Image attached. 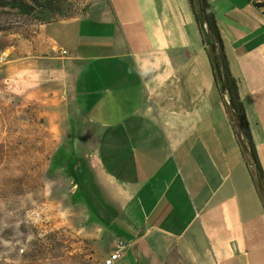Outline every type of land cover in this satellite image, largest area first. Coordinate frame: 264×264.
<instances>
[{
	"label": "crops",
	"instance_id": "0c3cea01",
	"mask_svg": "<svg viewBox=\"0 0 264 264\" xmlns=\"http://www.w3.org/2000/svg\"><path fill=\"white\" fill-rule=\"evenodd\" d=\"M208 2L264 175V7ZM12 35L0 88L46 110L50 169L106 257L264 264V206L189 0H92Z\"/></svg>",
	"mask_w": 264,
	"mask_h": 264
},
{
	"label": "rangeland",
	"instance_id": "374dc122",
	"mask_svg": "<svg viewBox=\"0 0 264 264\" xmlns=\"http://www.w3.org/2000/svg\"><path fill=\"white\" fill-rule=\"evenodd\" d=\"M91 1L38 0L30 15L0 8V45L46 15H81ZM17 90L21 99L13 100L0 88V264H104L110 238L93 236L85 209L69 204L68 174L62 179L50 169L55 126Z\"/></svg>",
	"mask_w": 264,
	"mask_h": 264
},
{
	"label": "trees",
	"instance_id": "16d2710c",
	"mask_svg": "<svg viewBox=\"0 0 264 264\" xmlns=\"http://www.w3.org/2000/svg\"><path fill=\"white\" fill-rule=\"evenodd\" d=\"M189 3L202 33V41L206 46L207 56L216 86L220 92L227 94L229 116L231 118L230 112L235 116V120L231 118L232 123L233 125L237 124L239 132L243 136L244 141L257 164L262 185L264 187V175L258 162L256 150L246 119L245 109L239 97L238 81L229 69L221 32L216 22L213 7L208 0H189ZM255 5L264 7V0L255 2ZM38 6V0H0V8L16 9L19 13L26 15L34 13ZM67 17H61L58 19ZM49 21L52 20L46 15L43 22ZM250 172L254 178L251 170Z\"/></svg>",
	"mask_w": 264,
	"mask_h": 264
},
{
	"label": "water",
	"instance_id": "95a60500",
	"mask_svg": "<svg viewBox=\"0 0 264 264\" xmlns=\"http://www.w3.org/2000/svg\"><path fill=\"white\" fill-rule=\"evenodd\" d=\"M227 104H228V101H227ZM230 115H231V118L233 120H235V116L233 115L232 112H230ZM234 129H235V132H236V135H237V138L239 140V143H240V146H241V149L243 151V154L245 155L246 157V160L248 162V166L250 168V170L252 171L253 173V176H254V181H255V184H256V187H257V190L259 192V196H260V200L264 206V187L262 185V181H261V177H260V174H259V171H258V168H257V164L256 162L254 161L251 153H250V150L246 144V142L244 141V138L243 136L241 135V133L239 132V129H238V126L237 124L234 125Z\"/></svg>",
	"mask_w": 264,
	"mask_h": 264
},
{
	"label": "built area",
	"instance_id": "2783aa9c",
	"mask_svg": "<svg viewBox=\"0 0 264 264\" xmlns=\"http://www.w3.org/2000/svg\"><path fill=\"white\" fill-rule=\"evenodd\" d=\"M252 2H260L261 0H251ZM65 53V50H62ZM120 247H123L122 242H118ZM120 258V252L118 249L113 251L109 256H107L104 260V264H114Z\"/></svg>",
	"mask_w": 264,
	"mask_h": 264
}]
</instances>
